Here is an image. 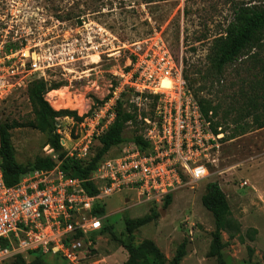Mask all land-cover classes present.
I'll use <instances>...</instances> for the list:
<instances>
[{
    "label": "rangeland",
    "instance_id": "obj_1",
    "mask_svg": "<svg viewBox=\"0 0 264 264\" xmlns=\"http://www.w3.org/2000/svg\"><path fill=\"white\" fill-rule=\"evenodd\" d=\"M13 1L15 3L0 0V29L1 18L6 13L9 17L10 12L16 15L18 26H37V20L45 18V26L50 27L48 19L54 17L64 23L61 29L65 30L81 21L92 20L109 33L96 38L97 41L107 39V50L112 49L108 54L121 47L120 54L114 58L103 54L97 63L91 62L97 61L96 57H91L69 65L68 71L59 67L48 70L45 81L61 84L58 89L65 88L70 97L86 96L89 103L93 102V97L102 101L113 84L111 73L127 67L128 47L135 42L155 39L154 33H157L173 59L181 63L183 77L197 99L211 105L214 127H220L223 133L217 168L193 188L185 187L175 192L166 209L162 202L125 204L126 193L107 197L102 235L94 240L95 247L90 254L83 253L82 261L75 264H125L128 253L124 245L137 248L144 243L156 249L157 254L148 246L141 251L155 264H171L176 248L182 243L185 256L179 264H217L211 252L214 219L201 204L205 186L212 181L219 183L231 215L241 226L240 234L234 238L226 233L221 235L222 242L226 243L221 251L224 263L264 264V127L258 128L264 125V44L245 50L220 72L208 57L213 40L224 34L235 9L245 5L264 10V0H29L27 6L32 19L27 20L23 9L26 0ZM51 91L43 97L53 110L74 111L68 107H53L47 97ZM131 103L138 112L151 111L149 100L135 98L130 93L124 97L127 109H131ZM5 120L18 123L11 131L18 163L32 164L53 155L48 151L51 149L49 134L28 124L34 120V113L26 90L15 92L0 107V122ZM62 125L66 131L64 137L69 138L71 144L77 135L76 125L67 120ZM142 131L143 128L140 133ZM132 134L133 126H128L124 136ZM92 144L94 150L97 142L93 140ZM123 148L122 145L112 148L108 156L119 155ZM241 181H246L247 185L241 187ZM151 209L159 212L155 219L130 234L125 231V219L143 217L150 214ZM107 228L112 229L114 238ZM250 229H255L256 233L252 234ZM21 255V264H74L49 253L41 258L27 253ZM142 261V256L133 258V264H143ZM9 264L17 263L13 258Z\"/></svg>",
    "mask_w": 264,
    "mask_h": 264
},
{
    "label": "built area",
    "instance_id": "obj_2",
    "mask_svg": "<svg viewBox=\"0 0 264 264\" xmlns=\"http://www.w3.org/2000/svg\"><path fill=\"white\" fill-rule=\"evenodd\" d=\"M28 2L23 8L26 20L32 19ZM48 20L50 27L45 26V18L38 19L37 26H18L12 12L1 18L0 107L15 92L26 90L32 81L46 80L50 69L68 71L69 65L85 58L96 57L97 61L91 62L97 63L103 54L113 58L120 54L121 47L107 53L112 50H107V39L97 41L109 33L92 20L65 30L61 29V20ZM154 36L157 37L128 47L127 67L112 71L111 96L106 101V97L101 104L90 100V105L82 96L84 110L76 113L81 118L79 122L73 117L55 119V131L61 136L66 156L86 157L92 139L107 129L114 118L116 101L127 91L135 98L155 101L152 112L142 119L140 135L146 148L140 150L128 142L122 145L119 155L104 159L88 178L94 194L84 190L80 179L65 175L53 149L48 151L53 153L54 168L26 173L12 186L5 184L0 169V264L36 250L43 255H60L70 263L81 262L83 253L89 255L95 247L94 240L102 229V217L94 215L93 210L102 207L105 211L107 197L126 193L130 199L127 203L133 206L161 203L185 187L193 188L217 168L221 128L214 132L212 113L205 116L201 112L183 77L181 63L173 59L159 34ZM66 120L77 128L71 144L64 137L62 123ZM245 185L247 182L241 181L240 186Z\"/></svg>",
    "mask_w": 264,
    "mask_h": 264
},
{
    "label": "trees",
    "instance_id": "obj_3",
    "mask_svg": "<svg viewBox=\"0 0 264 264\" xmlns=\"http://www.w3.org/2000/svg\"><path fill=\"white\" fill-rule=\"evenodd\" d=\"M263 44L264 10L243 5L235 9L233 20L226 27L224 34L213 40L208 57L212 66L217 72H220L224 66L237 60L245 50L259 48L263 46ZM60 86L61 84L59 83H49L42 79L32 81L28 85L26 93L32 112L34 113V120L28 124L41 133L49 134L50 148L53 149L54 154H58V159L61 161L60 169L68 177L80 179L84 190H86L88 194H94L95 190L93 184L88 178L92 171H94L104 159L115 157L108 156L112 148L119 147L128 142L135 143L140 150L146 148L147 144L142 140L140 135V130L143 128L142 119L152 112L155 101L153 100L150 102L149 106L151 107V111L148 113L138 112L137 107L133 103L130 105L131 109L126 108L124 97L130 95V92H122L114 105V118L112 122L105 131L92 139V142L93 140L97 142L96 148L94 147L95 149L92 150L93 144L91 142L88 150L89 154L86 157H68L66 156V151H64L63 147L60 145L61 136L55 131V119L59 117H73L79 122L81 118L77 116L75 111L66 109L58 111L53 110L43 97L47 92L56 90ZM110 96L111 95L106 96L104 101ZM195 98L200 106L201 112L207 116L212 110L211 105L202 99H197L196 96ZM93 100L95 104H101L103 102L95 97H93ZM17 126L18 123L16 121H12L11 123L7 120L0 122V169L3 174V180L7 186L16 184L21 176L26 173L35 170H50L56 165L50 156L39 159L32 164L23 165L18 163L15 157V148L12 143L11 135V131ZM128 126H133V134L131 137L124 136V131ZM262 127H264V125H258V128ZM213 129L214 132H216L214 124ZM59 151L62 152L59 153ZM171 201L172 197L170 195L166 196L162 201V207L166 209L171 204ZM201 204L212 214L214 219L215 229L212 232L211 252L216 257L217 264H225L221 251L226 246V243L222 242L221 235L222 233H226L229 238H234L239 235L241 231L240 223L231 215L227 197L216 181L206 184L204 194L201 196ZM93 213L102 218L105 215V211L102 207L94 209ZM158 215L159 212L155 211V209H151V213L143 217L136 219L127 218L124 221L125 231L130 234L135 229L150 223ZM102 232L103 224L102 229L97 235L101 236ZM107 232L113 238L115 237L111 228H107ZM250 232L253 234L256 233V230L250 229ZM124 246L128 253V259L125 264H133V258L139 256H142L143 264H155L149 259L148 255L141 252L144 246H148L149 249H152V251L156 253V249L152 244L144 243L137 248L131 245ZM27 254L35 258H41L43 256L38 250L29 251ZM184 256L185 246L182 243L176 248L171 264H179ZM22 258V255H16L14 257L17 264H21L23 261Z\"/></svg>",
    "mask_w": 264,
    "mask_h": 264
},
{
    "label": "bare ground",
    "instance_id": "obj_4",
    "mask_svg": "<svg viewBox=\"0 0 264 264\" xmlns=\"http://www.w3.org/2000/svg\"><path fill=\"white\" fill-rule=\"evenodd\" d=\"M163 84L166 85L165 82H163ZM55 96H59L57 100H50V98H53ZM47 97L50 104L56 109L68 107L70 109H76L78 112H83L84 110L82 95L72 98L65 88L51 91Z\"/></svg>",
    "mask_w": 264,
    "mask_h": 264
},
{
    "label": "crops",
    "instance_id": "obj_5",
    "mask_svg": "<svg viewBox=\"0 0 264 264\" xmlns=\"http://www.w3.org/2000/svg\"><path fill=\"white\" fill-rule=\"evenodd\" d=\"M125 197V196H124ZM125 198H127V199H124V203L126 204L127 202H125V200L126 201H130V199L128 198V197H125Z\"/></svg>",
    "mask_w": 264,
    "mask_h": 264
},
{
    "label": "water",
    "instance_id": "obj_6",
    "mask_svg": "<svg viewBox=\"0 0 264 264\" xmlns=\"http://www.w3.org/2000/svg\"><path fill=\"white\" fill-rule=\"evenodd\" d=\"M62 151H59V153H61Z\"/></svg>",
    "mask_w": 264,
    "mask_h": 264
}]
</instances>
